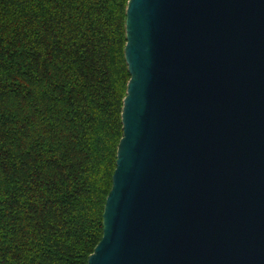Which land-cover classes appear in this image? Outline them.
<instances>
[{"label": "water", "instance_id": "obj_1", "mask_svg": "<svg viewBox=\"0 0 264 264\" xmlns=\"http://www.w3.org/2000/svg\"><path fill=\"white\" fill-rule=\"evenodd\" d=\"M123 136L88 264H264V0H128Z\"/></svg>", "mask_w": 264, "mask_h": 264}, {"label": "trees", "instance_id": "obj_2", "mask_svg": "<svg viewBox=\"0 0 264 264\" xmlns=\"http://www.w3.org/2000/svg\"><path fill=\"white\" fill-rule=\"evenodd\" d=\"M128 0H0V264H88L123 136Z\"/></svg>", "mask_w": 264, "mask_h": 264}]
</instances>
